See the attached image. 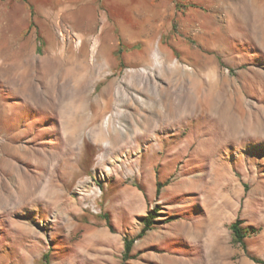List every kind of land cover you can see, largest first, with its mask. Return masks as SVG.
<instances>
[{"label": "rangeland", "instance_id": "374dc122", "mask_svg": "<svg viewBox=\"0 0 264 264\" xmlns=\"http://www.w3.org/2000/svg\"><path fill=\"white\" fill-rule=\"evenodd\" d=\"M77 36L82 53L105 52L73 105L47 93V72ZM162 61L182 69L190 90L178 97L198 109L137 123L132 95L151 104L154 85L177 83L154 71ZM0 64L24 74L0 68V264H264L229 229L240 218L248 254L264 262V0H0ZM141 70L154 83L146 98L127 88ZM209 80L235 116L208 111L197 86ZM99 98L112 107L102 125L112 113L124 133L108 150L90 131ZM26 179L40 184L30 199L18 197ZM155 207L124 260V238Z\"/></svg>", "mask_w": 264, "mask_h": 264}, {"label": "bare ground", "instance_id": "6f19581e", "mask_svg": "<svg viewBox=\"0 0 264 264\" xmlns=\"http://www.w3.org/2000/svg\"><path fill=\"white\" fill-rule=\"evenodd\" d=\"M60 35H64L62 30L60 31ZM79 37H80L79 49L76 51H71V52L65 53V54H62V52H60L61 54H57V55L53 56L52 57L53 58L52 64H50V69H48V72H47L50 83L52 84L50 89L47 90V93L48 94L52 93L55 97L62 98V100L69 98V99H71L73 105H74V103H73L74 99H76V101H77L81 97L88 96V94H89V92H88L89 91L88 90L89 89V87H88L89 83L97 75L100 74V71H101V69H100V56H101V54H103L105 52V50L101 48L100 44H98L94 48L95 50L85 49L82 53L81 47L83 46V42L88 41V38L85 36H83V37L79 36ZM91 55H92V59H90ZM12 66L6 67V66H3V64H0V68H2V70L5 73L11 71V74L14 78V81H16V82L20 81L21 83H23V75L24 74H22L21 72L17 73V70H16L17 66H15V65L13 67ZM153 69L155 72L157 71L160 76H164L165 74L167 77L169 76L170 78H172V76H173V78L176 80L177 83L170 85V86H164V87L159 86V85L157 86L151 82V77L148 74V71L145 72V71L141 70V72L136 73L135 74V78H136L135 80L136 81L133 82V84H131V85H127V88L134 87L136 92H142L143 91V92L147 93L151 89L152 85H154V86H156L157 94H158L157 98L153 100L154 103H151V104L149 103V101H151V100L146 101V99H143V97L139 98L137 96L132 95V98H133L134 104H135L134 109H136V110H134V115H135V118H137L136 119L137 123H141V122L145 121L147 119V117L149 118V116L151 114H156V115L159 114L161 116H164V114L167 112H175L176 113V111L183 112V111H190L193 108L198 109V105H197L198 103L196 105L193 104L195 107L192 105V103L195 100L192 102L189 99L187 100V99H182V97L181 98L178 97L180 95V94L178 95L180 87H183V90H182L183 92L184 91L186 92V90L190 88V87L186 88V86H182V85H184L183 81L185 80V77H183L181 75L182 69L180 67H178L176 65H170L168 62L162 61L159 65L158 70L156 67H154ZM163 70L167 73L164 74ZM186 74L187 73L185 72L184 75H186ZM200 78H203V77H200ZM140 82H142V84H140ZM208 83H209V85L202 86V87H204L203 89H202V87H200L199 84L197 86L198 87V97H200V95H202V93L204 91L206 92L204 94L205 97L202 96L203 97L202 101H204L206 103L208 111L211 113H217L219 116H222V118L223 119L225 118L226 120H227V117L235 116L232 114V111H231V108H230L228 101L224 100V98L222 99L220 96H218L216 94L214 95L213 94L214 85L210 80ZM111 86H112V83H110L108 85V88L110 89V93L112 92ZM25 87L27 88V89L24 88L26 91L30 90V86H25ZM123 91H125V90H123ZM123 91L122 90H120L119 92L117 91L118 92L117 97L124 104H126L128 102V100H130V99L128 98V96L123 95L124 94ZM148 93L145 95L144 98H146ZM189 93H191V92L189 91ZM194 95H196V94H194ZM179 98H180V100H179ZM106 100H104V102H102L100 100V98L98 100H96L100 103V108L97 107V110H99V111L95 112L93 117H92V120L90 123V125H91L90 131L92 132V134L94 136L93 137L94 141H96V143H98V144L101 143L102 139L103 140L109 139V141L107 140V142H109V143H107L105 146V148L108 150L109 148H111V146L113 147V145L115 144V141L124 137V133H122V132L120 133V131H119L120 129H118L116 126H114V124H113L114 115L112 113H109V115L107 116L106 125L105 126L102 125V123H101L102 117L105 115V113H107L109 111V109L112 108V107L109 108L110 107V100L109 101L108 100L106 101ZM76 101H74V102H76ZM81 101H83V98ZM174 101H176V102H174ZM79 103L80 102H78V104ZM174 103H176V104H174ZM68 104H69V101H68ZM72 104L68 105V106H72ZM93 105H95V103ZM176 105H179V106H176ZM72 107H74V106H72ZM205 108H206V106H205ZM139 109H142V110L144 109L145 113L143 114V113L138 112ZM67 110H69V109H66V111ZM76 110H75V112H76ZM70 111H72L71 108H70ZM203 111H205V110L203 109ZM178 114H181V113H178ZM77 115H75V116H77ZM80 115L82 116L85 114H80ZM260 117H261V115H260ZM234 118H232V119H234ZM74 119H76V117ZM231 121H233V120H231ZM253 124H252V126H254ZM257 126L259 127V125L256 124V127ZM225 128H226V126H225ZM234 128H235V130H237L238 128H240V124L238 126L234 125ZM104 129L107 130V134H104V132H105ZM246 129H248V126ZM93 131H94V133H93ZM258 131H259V129H258ZM259 132L261 133V131H259ZM115 134H118V135L115 136ZM76 135H77V133H76ZM73 140H74V138H73ZM120 141H121V139H120ZM17 186H18V191H17L18 197H21L23 199H26V198L30 199V198L35 196V191L40 187V184L38 183V181H31L30 182L29 180H27V181L22 180V181L17 183ZM15 197L16 196L12 192H9L8 195L6 196V198L4 199L6 201L5 204L10 203L12 201L15 202L14 201ZM0 198H2V197L0 196Z\"/></svg>", "mask_w": 264, "mask_h": 264}, {"label": "trees", "instance_id": "16d2710c", "mask_svg": "<svg viewBox=\"0 0 264 264\" xmlns=\"http://www.w3.org/2000/svg\"><path fill=\"white\" fill-rule=\"evenodd\" d=\"M159 188H160V183H157L156 186V191L159 192ZM157 208H153L149 211H147L146 215L144 217H142V222L143 225L140 229V231L138 232V234L135 237L132 238H124V252H123V259H127L129 256V252L132 248L133 242L136 238L138 237H142L145 232L150 229L154 223H155V218L158 216L157 214ZM242 220L240 218H236L234 221H232L229 224V229L231 231V241L234 244H239L243 247L244 251L247 253V255L253 259L254 261L258 262V263H264L262 260L251 256L250 254H248L247 250H246V246H245V237L247 236L248 231L246 230V228L244 226H242ZM252 231V230H251Z\"/></svg>", "mask_w": 264, "mask_h": 264}]
</instances>
